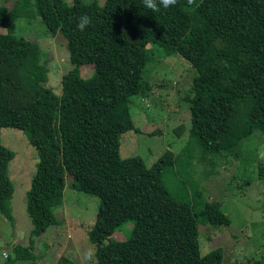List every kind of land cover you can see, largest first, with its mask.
I'll list each match as a JSON object with an SVG mask.
<instances>
[{
    "label": "trees",
    "instance_id": "1",
    "mask_svg": "<svg viewBox=\"0 0 264 264\" xmlns=\"http://www.w3.org/2000/svg\"><path fill=\"white\" fill-rule=\"evenodd\" d=\"M69 1L16 0L0 13V130L21 131L38 156L26 197L28 244L14 246L8 264L34 257V237L56 221L52 208L61 202L65 174L72 187L100 197L88 232L93 264H222L220 247L201 255L198 242L202 214L211 224L229 223L219 203L194 211L163 180L169 150L147 166L120 155V138L135 129L131 96L150 90L142 76L153 44L196 72L185 97L192 147L217 153L264 134V0H177L155 13L141 0ZM19 15L40 16L50 34L65 39L72 66L60 76L57 96L46 86L38 45L14 34ZM83 15L91 22L81 31ZM85 63L94 68L88 78L80 75ZM13 157L0 141V212L8 219ZM128 221L130 234L112 239ZM244 264H264V256Z\"/></svg>",
    "mask_w": 264,
    "mask_h": 264
},
{
    "label": "rangeland",
    "instance_id": "2",
    "mask_svg": "<svg viewBox=\"0 0 264 264\" xmlns=\"http://www.w3.org/2000/svg\"><path fill=\"white\" fill-rule=\"evenodd\" d=\"M15 1L0 0V13L11 9ZM33 8L31 2L28 10ZM0 31L6 32L5 26H0ZM14 34L38 45L40 64L47 75L46 86L57 96L60 76L72 66L64 37L58 32L50 34L38 15L15 17ZM151 47L153 57L142 76L150 90L130 98L129 110L135 129L121 135L120 155L139 156L151 166L169 150L171 164L163 168V180L172 193L189 201L196 212H200L206 201L215 200L229 217L228 224H211L203 214L199 217L200 254L220 247L222 264L262 259L264 134H251L231 150L217 153L192 147L188 142L190 112L185 97L191 93L196 72L178 54L166 55L154 44ZM93 69L91 63L82 64L80 75L88 78ZM0 141L14 152L7 166L14 185L9 200L12 219L0 212V264H8L7 256L14 258V246L28 244L32 223L26 210V197L38 156L26 135L16 129L2 128ZM64 181L61 202L52 208L55 223L34 237V257L28 256L16 261L17 264H87L84 253L95 250L88 232L94 224L100 197L72 187L68 174ZM132 226L133 222L128 221L112 234V239H125ZM94 260L95 256L91 264Z\"/></svg>",
    "mask_w": 264,
    "mask_h": 264
},
{
    "label": "clouds",
    "instance_id": "3",
    "mask_svg": "<svg viewBox=\"0 0 264 264\" xmlns=\"http://www.w3.org/2000/svg\"><path fill=\"white\" fill-rule=\"evenodd\" d=\"M141 2L146 9H149L154 13L159 12L161 10V7L167 9L170 6H175L177 4V0H141ZM187 5H196V0H187ZM90 22V17H88L87 15H83L79 18L77 27L81 31H83ZM94 255V249H88L84 253V260L87 262V264H91L94 259Z\"/></svg>",
    "mask_w": 264,
    "mask_h": 264
},
{
    "label": "built area",
    "instance_id": "4",
    "mask_svg": "<svg viewBox=\"0 0 264 264\" xmlns=\"http://www.w3.org/2000/svg\"><path fill=\"white\" fill-rule=\"evenodd\" d=\"M4 256H5V253H4Z\"/></svg>",
    "mask_w": 264,
    "mask_h": 264
},
{
    "label": "crops",
    "instance_id": "5",
    "mask_svg": "<svg viewBox=\"0 0 264 264\" xmlns=\"http://www.w3.org/2000/svg\"><path fill=\"white\" fill-rule=\"evenodd\" d=\"M82 66V65H81ZM4 254V253H3Z\"/></svg>",
    "mask_w": 264,
    "mask_h": 264
}]
</instances>
